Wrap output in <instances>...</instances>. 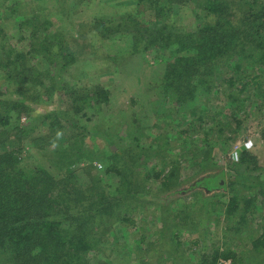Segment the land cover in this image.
<instances>
[{"label":"trees","instance_id":"obj_1","mask_svg":"<svg viewBox=\"0 0 264 264\" xmlns=\"http://www.w3.org/2000/svg\"><path fill=\"white\" fill-rule=\"evenodd\" d=\"M56 1L59 5L63 0ZM175 1H191L198 7L200 13H196L194 29L163 26L149 32L147 26L144 28L147 34L137 36L144 40L145 49L171 53L154 88L157 99L165 101L170 110L178 107L181 116L187 114L198 124H183L175 137L164 131L152 132L147 135L148 147H140L142 129L137 120L131 118L130 137L134 142L131 152H136L124 157L121 149L116 152L110 149L103 170L104 175L117 184L113 194L101 178L91 177L84 184L80 182L81 170L77 172L75 162L88 160L89 156L72 151L79 147L76 136L67 138L62 150L51 153L54 160L50 170L40 164L23 167L19 151L0 152V264H108L105 259H99L102 238L98 230H102L104 221L115 217L125 221L122 216L127 212L144 207L145 194L161 199L187 191L192 192V203L184 201L182 207L176 208L165 203L155 208L161 228L145 251L149 258L156 256L154 264H159L162 257L175 264H216L220 258L230 259L231 264L264 263V225L255 231L257 235L251 239L244 255H237L231 241L232 234L239 235L245 226L248 215L255 214L256 202L264 199V165L259 163L256 154L241 149L231 167L233 174L226 175L213 155L216 142L220 146L231 140L244 115L254 114L247 111L251 101L264 112V0H148L147 4L163 3L161 13L170 12ZM7 9L19 19L18 3L4 8ZM33 12L30 13L35 16L17 21L18 41L27 42L25 51L16 49L7 39L1 22L7 14L0 18V72H5L7 80L15 81L22 96L29 87L51 86L37 81L38 72L30 62V54L42 52L47 61L59 63L62 70L75 60L61 32L41 36L39 26L46 21L40 22ZM130 17L121 15V20L131 23L135 29L142 26L138 18ZM133 44L132 50L138 51L137 40ZM78 94L80 105L73 107L71 113L88 108L94 98L97 102L108 100V90L98 86L82 94L72 92L73 98ZM209 96L220 100L223 106L216 105L220 109L212 114H201L207 102L201 107L197 103ZM24 98H0V132L17 130V126L9 128L12 112L17 122L22 115L30 122L32 116ZM44 116L53 121L50 122L52 129L60 128L54 113ZM155 123L143 129L153 130L158 127ZM81 127L84 132L85 127ZM27 128L19 130L26 132ZM259 136L264 144V123ZM43 149L36 152L44 155ZM172 151L176 157L172 156ZM150 159H155L156 165L142 167L139 163ZM183 164H187L190 173L181 174ZM82 171L88 173L83 167ZM141 186L144 192H138ZM162 193L164 196H158ZM150 202L157 206L156 201ZM121 208L127 212L122 214ZM221 222L227 223L221 238L228 239L230 235L229 241H213L209 248L203 246L198 252H189L191 246L195 248L202 243L212 223L220 225ZM184 233L195 234V237L182 240ZM144 237L140 234L139 238ZM142 263L149 264L136 262Z\"/></svg>","mask_w":264,"mask_h":264},{"label":"rangeland","instance_id":"obj_2","mask_svg":"<svg viewBox=\"0 0 264 264\" xmlns=\"http://www.w3.org/2000/svg\"><path fill=\"white\" fill-rule=\"evenodd\" d=\"M147 2L148 0L140 4L137 0H63L62 4L58 5L56 0H0V18L3 14H7V17L0 20L2 26L6 28L9 43L16 49L27 50V42L18 41L17 21L35 16L30 13L34 11L33 13L40 18V22L46 21L39 26L41 36L61 32L70 45L69 51L74 52L75 59L62 70L59 63L47 61L42 52L40 55L30 54V62L36 66L38 72L37 81H41L44 86L49 84L51 86L44 89H38V85L29 87L24 96L20 89L17 90L15 81L7 80L5 72H0V98L25 97L24 103L28 105L32 116L28 123L25 115H22L17 122L14 118L16 114L11 113L12 126L9 128L17 126V130L13 128L0 132V152L10 149L19 151L20 164L23 167L32 168L40 164L50 170V163L54 160L51 153L62 150L66 146V139L76 136L78 141L76 145L79 147L73 148L72 151L89 156L88 160L80 159L81 161L75 162L77 172L81 170L80 182L84 184L91 177L101 178L109 186V192L113 194L112 190L117 184L105 176L103 170L110 156V149L114 152L121 149V155L124 157L132 156L136 152H131V146L134 144L130 137L131 118L137 120L139 128L142 129L140 147H148L147 135L149 136L152 132L158 134L157 132L164 131L175 137L177 130L183 124L188 123L187 126L198 124L187 114L181 116L177 111L178 107L170 110V106L165 101L157 99L154 88L159 83L171 53L166 50L157 51L156 48L145 49L144 40L137 35L147 34L144 29L147 26L149 32L163 26H175L174 29L183 26L187 30H192L197 23L196 13L200 11L191 1L185 3L175 1L170 12L159 13L163 3L147 4ZM15 3L19 5V19H15L9 9L4 10ZM121 15L128 16L129 19L130 16H135L143 27L135 29L131 23H124ZM134 40H137L135 45L138 48L135 52L132 50ZM96 86L108 90V100L97 102L98 99L94 98L93 101H95L88 105V108L81 109L76 114L71 113L73 107L80 105L77 100L79 94L73 98L72 92L82 94L84 90L93 89ZM202 101L197 103L199 107L202 103H207L203 108L206 112L203 110L201 114H212L220 109L217 106H223L221 101L213 96H209L207 100L204 98ZM253 101L247 105V111L254 114L244 115L238 131L231 134L233 136L231 140L220 146L216 142L214 146L216 149L213 155L218 167L223 168L226 175L233 174L231 167L241 149L256 154L259 163L264 165V144L259 136L260 126L264 123V112L258 110ZM210 106L215 107L210 108ZM47 113H54L60 124L59 129L50 127V122L53 121L45 118L44 115ZM84 113L87 115L83 116ZM155 118L158 119L154 120ZM153 122H156L157 128L150 131L143 129L150 127ZM81 126L85 127L84 132H81L83 129ZM20 127L21 130L27 128L26 132L19 130ZM189 133H192V129ZM180 145L179 143L178 146ZM41 148H44L46 154L40 155L36 152ZM172 156L176 157L174 151ZM139 163L142 167H150L157 162L155 159H150L141 160ZM82 167L88 173L83 172ZM188 173L190 169L187 164H183L181 174ZM52 175L54 178L57 177L55 173ZM141 188L143 187L138 188V192H144ZM191 194L192 192L187 191L183 195L177 193L161 199L145 194L142 209L128 213L121 208L122 214L127 212L124 217L122 216L126 219L125 221H118L120 219L117 217L109 218L104 221L102 230H98L102 238L99 259H105L108 264H136L138 261L154 264L156 256L149 258L145 251L148 243L155 241L157 232L161 228L159 212L155 208L159 206L161 208L165 203L171 207H182L184 201L193 202ZM158 196H164V193ZM150 200L156 201L157 206ZM189 225H191L190 221ZM211 225L212 229L206 232L202 243L195 248L191 246L189 252L192 250L198 252L203 249V246L209 248L213 241L230 240V235L228 239L221 238L226 222ZM262 225H264V199H259L256 202L255 214L248 215L247 222L239 235L232 234L233 250L237 252V255L246 253V248H250L251 239L257 235L255 231ZM140 234L145 236L143 240L139 238ZM192 237H195V234L184 233L182 240H191ZM158 263L175 264L174 261H166L165 257L158 260Z\"/></svg>","mask_w":264,"mask_h":264},{"label":"built area","instance_id":"obj_3","mask_svg":"<svg viewBox=\"0 0 264 264\" xmlns=\"http://www.w3.org/2000/svg\"><path fill=\"white\" fill-rule=\"evenodd\" d=\"M216 264H231V260L230 259H224V258H220Z\"/></svg>","mask_w":264,"mask_h":264}]
</instances>
